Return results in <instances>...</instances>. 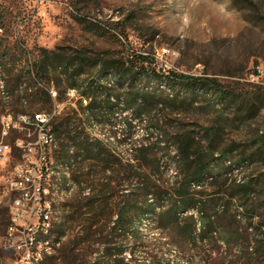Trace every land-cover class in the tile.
<instances>
[{
  "label": "rangeland",
  "instance_id": "1",
  "mask_svg": "<svg viewBox=\"0 0 264 264\" xmlns=\"http://www.w3.org/2000/svg\"><path fill=\"white\" fill-rule=\"evenodd\" d=\"M36 48H61L70 54L82 50L91 55L109 50L137 65L140 55H148L162 73L175 71L214 78L241 94L245 105H256L257 112L249 118L227 110V123L218 131V148L234 149L232 161L236 166L224 174L229 179L224 188L206 181L201 189L209 195L224 189L223 195H228L237 191L235 182L252 178L255 191L245 205L239 196L231 200L226 196L220 205H229L231 213L242 220L255 217L251 219L254 226L260 225L264 234V150L258 153L248 144L257 133L264 132V0H0V57L5 63L0 66V80L9 82L8 91L18 74L30 70ZM87 71L88 75L92 73V69ZM135 80L136 87L141 88L142 78ZM104 81L113 84L110 77ZM53 83L60 99L69 100L57 120L66 129L83 131L106 145L111 143L119 155L133 156L148 136L142 120L135 118L133 109L125 111L122 101L116 102L114 114L107 112L99 121L87 122L81 115L80 105L86 104L85 99L80 104L81 88H70L76 91V97L69 99L68 89L64 90L66 82L60 88L54 79ZM124 85L115 91L122 99L127 91L126 82ZM19 94L11 93L4 100L0 93V114L6 110L33 114L50 108L42 93L35 92L30 100L26 98L22 101L24 106ZM194 99L199 106L158 115L167 118L171 125L181 123L184 129L197 131L201 138V128L211 125L218 113L217 98L213 93H204ZM58 139L60 149L54 153V163H64L60 153L67 136L62 133ZM153 139H157L156 133ZM72 148L76 150L75 146ZM244 157L246 160L242 161ZM176 173L170 164L162 177L170 180ZM78 190L79 187L66 203L62 225L56 228L59 252L39 264H68L61 249L71 236L64 238L60 231ZM142 233L143 242L132 244L136 258L133 264H264V254L258 258L251 248L247 252L245 243L229 247L222 242H198L184 248L174 245L158 229L154 216L145 221ZM94 259L86 258L85 264Z\"/></svg>",
  "mask_w": 264,
  "mask_h": 264
},
{
  "label": "trees",
  "instance_id": "2",
  "mask_svg": "<svg viewBox=\"0 0 264 264\" xmlns=\"http://www.w3.org/2000/svg\"><path fill=\"white\" fill-rule=\"evenodd\" d=\"M139 57L140 65H137L109 50L91 55L82 50L70 54L61 48H36L30 70L18 74L16 83L8 91L10 94L20 91L22 103L35 92L41 93L32 90L33 76L45 83L54 79L59 88L66 82L64 90L81 88L80 104L83 99L88 100L87 105H80L81 115L87 122L99 121L107 112L114 114L116 102L122 101L124 110L133 109L135 118H140L147 128L148 136L131 156L119 155L111 143L106 145L83 131L66 129L63 123L54 126L58 137L62 133L67 136L60 153L63 162L72 166V170L75 166L76 180H87L90 187V194L88 188L79 187L61 227L64 238L71 236L61 249L66 262L85 264L86 258L94 257L89 264L136 263L132 244L143 242L142 226L151 216L171 243L181 248L198 242L204 245L222 242L228 247L245 243L247 252L251 248L254 256H263L264 234L260 225L254 226L251 219L255 217L242 220L231 213L229 205H220L226 196L229 200L239 196L245 205L255 191L254 180L235 182L237 191L228 195H223L224 189L214 195L204 194L201 189L206 181L224 188L229 181L224 174L236 166L232 161L234 149L218 148V131L227 123V110L233 109L236 114L249 118L255 115L257 106L245 105L241 94L214 78L175 71L162 73L148 55ZM2 64L5 63L0 57ZM88 69H92L90 75ZM105 77H110L113 84L104 81ZM138 77L144 81L141 88L136 87ZM125 82L127 91L122 99L115 91L123 88ZM22 84L29 87L22 90ZM204 93L216 96L218 113L211 125L201 128V138L197 131L186 130L181 123L171 125L167 118L158 115L199 106L194 96ZM42 94L43 100L50 104L47 94ZM248 144L261 153L264 132L261 130ZM71 145L76 147L73 153H70ZM85 162L89 167L87 172L83 171ZM170 164L177 173L165 180L162 173L168 171ZM220 206L222 209L216 210ZM251 240L253 246H250Z\"/></svg>",
  "mask_w": 264,
  "mask_h": 264
},
{
  "label": "built area",
  "instance_id": "3",
  "mask_svg": "<svg viewBox=\"0 0 264 264\" xmlns=\"http://www.w3.org/2000/svg\"><path fill=\"white\" fill-rule=\"evenodd\" d=\"M31 85L32 90L46 93L50 100L48 110L33 112L34 121L40 124V141H29L25 122H18V115L26 118L24 111L6 110L0 114V263L3 256H11L14 264H39V233L49 225V186H54L51 164L57 160L54 153L60 149L54 126L69 106V100L60 99L53 81L45 83L32 77ZM0 93L4 100L10 98V95L3 94V88ZM67 95L69 99L76 97L75 90L69 88ZM83 102L87 105L88 100ZM75 169L74 166L73 172H69L73 175V188L86 187L90 194L88 181L78 182ZM88 170L85 162L83 171ZM11 200H19V207H11ZM13 233H22V241L16 243L14 255H7L9 243H13ZM51 242H55L56 255L59 240L53 237Z\"/></svg>",
  "mask_w": 264,
  "mask_h": 264
},
{
  "label": "bare ground",
  "instance_id": "4",
  "mask_svg": "<svg viewBox=\"0 0 264 264\" xmlns=\"http://www.w3.org/2000/svg\"><path fill=\"white\" fill-rule=\"evenodd\" d=\"M7 86L8 85H6L5 80L1 79L0 88H3L4 95H10L8 94ZM25 86L27 85L22 86L21 89L23 90ZM28 87L29 86H27V88ZM18 122H25V133H28L29 141L41 140L40 124H36V122L34 121V113H26V118L25 115H18ZM70 153H73V148L70 150ZM71 167L72 166H69L66 163L62 162H53V164H51V178H53L54 186H49V194L51 195V212L49 214V225L45 230L39 233V252L41 256L40 262L44 258L53 256L55 254V242L51 241L53 240V237L55 240H59L56 228L59 227L63 222V216L67 208L66 203L74 196L77 190V188H73L72 175H70L69 173L71 172ZM11 207H19V200H11ZM20 241H22V233H13V243H9V247L7 248V255L15 254L16 243H20ZM0 264H14V257L3 256L1 258Z\"/></svg>",
  "mask_w": 264,
  "mask_h": 264
}]
</instances>
